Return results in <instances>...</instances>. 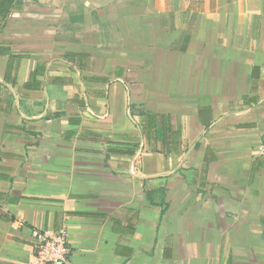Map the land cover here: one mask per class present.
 Listing matches in <instances>:
<instances>
[{
  "label": "crops",
  "instance_id": "obj_1",
  "mask_svg": "<svg viewBox=\"0 0 264 264\" xmlns=\"http://www.w3.org/2000/svg\"><path fill=\"white\" fill-rule=\"evenodd\" d=\"M263 144L264 0H0V264H264Z\"/></svg>",
  "mask_w": 264,
  "mask_h": 264
},
{
  "label": "built area",
  "instance_id": "obj_2",
  "mask_svg": "<svg viewBox=\"0 0 264 264\" xmlns=\"http://www.w3.org/2000/svg\"><path fill=\"white\" fill-rule=\"evenodd\" d=\"M264 155V144L261 148ZM18 227L25 226L19 220ZM32 259L31 264H68L73 255V247L69 240L68 229L65 226L57 230L32 229Z\"/></svg>",
  "mask_w": 264,
  "mask_h": 264
}]
</instances>
